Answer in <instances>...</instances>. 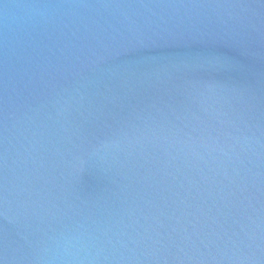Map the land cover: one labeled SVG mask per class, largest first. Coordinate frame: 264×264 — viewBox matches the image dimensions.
<instances>
[{
  "label": "water",
  "instance_id": "95a60500",
  "mask_svg": "<svg viewBox=\"0 0 264 264\" xmlns=\"http://www.w3.org/2000/svg\"><path fill=\"white\" fill-rule=\"evenodd\" d=\"M2 264H264V0H0Z\"/></svg>",
  "mask_w": 264,
  "mask_h": 264
},
{
  "label": "snow or ice",
  "instance_id": "6c2138e0",
  "mask_svg": "<svg viewBox=\"0 0 264 264\" xmlns=\"http://www.w3.org/2000/svg\"><path fill=\"white\" fill-rule=\"evenodd\" d=\"M0 264H2V262H0Z\"/></svg>",
  "mask_w": 264,
  "mask_h": 264
}]
</instances>
